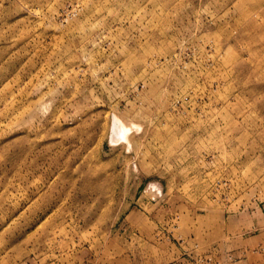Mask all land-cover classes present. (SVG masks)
Masks as SVG:
<instances>
[{
  "label": "rangeland",
  "instance_id": "obj_1",
  "mask_svg": "<svg viewBox=\"0 0 264 264\" xmlns=\"http://www.w3.org/2000/svg\"><path fill=\"white\" fill-rule=\"evenodd\" d=\"M0 264H264V0H0Z\"/></svg>",
  "mask_w": 264,
  "mask_h": 264
},
{
  "label": "bare ground",
  "instance_id": "obj_2",
  "mask_svg": "<svg viewBox=\"0 0 264 264\" xmlns=\"http://www.w3.org/2000/svg\"><path fill=\"white\" fill-rule=\"evenodd\" d=\"M124 132H125V133L127 132L126 128H124Z\"/></svg>",
  "mask_w": 264,
  "mask_h": 264
}]
</instances>
